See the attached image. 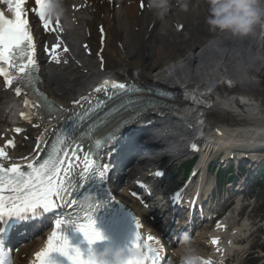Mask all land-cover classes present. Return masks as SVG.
Masks as SVG:
<instances>
[{
  "label": "bare ground",
  "instance_id": "1",
  "mask_svg": "<svg viewBox=\"0 0 264 264\" xmlns=\"http://www.w3.org/2000/svg\"><path fill=\"white\" fill-rule=\"evenodd\" d=\"M77 1L65 0L69 23L66 25L61 20L63 27L58 29V33L74 41L80 40L73 46L75 56L81 59L87 57L84 55L86 48L91 50L93 43L99 44L97 25H105L106 67L105 70H93L88 84L69 96L60 86L59 69L54 67L52 57L40 55L44 80L42 89L52 100L64 108L73 107L77 101L92 93V82L97 76L110 73L130 77L136 71L146 83L176 93L174 101L160 106L157 111L155 109L159 113L155 117L150 113L154 109L150 110L149 115L157 124L156 127L148 125L144 132L154 135L157 131L162 136L163 127L166 128L171 121L169 117H180L179 121L189 125L185 128L186 135L196 126L205 132L207 143L202 149L205 162L216 147L217 150L228 151L236 146L245 149L260 142L264 145V54H261V59L253 58L257 50L253 35L235 39L210 31L205 22L208 6L204 0H188L187 11L181 10L172 0L170 11L163 20L150 9L148 0H145L144 10L138 8L139 0H85L83 6ZM75 6L83 16L81 19L75 16ZM179 25L184 26L181 32L177 28ZM167 31L172 39L165 34ZM37 35L41 46L52 38L41 27H38ZM58 57L59 60L62 58L60 54ZM226 82L234 83L233 88L226 90ZM8 94L0 90V106L5 103ZM49 119V114L42 112L30 124L20 123L19 126L26 128L27 137L36 139L44 134L49 137ZM6 126H9L8 116L0 107V142L6 140L2 137L6 131L1 129ZM17 140L14 153L29 154L32 151L31 148L29 152L22 151V139L17 137ZM181 152L184 150L180 149ZM161 161L164 159H158L155 164ZM136 174H140L137 169L130 177ZM128 192L125 191L124 196H128ZM148 227L151 232L155 229L151 224ZM225 241L221 240V245ZM39 245H30L29 250H36ZM210 247L215 249L212 245ZM169 253L175 260L176 249H171ZM18 259L16 257V262Z\"/></svg>",
  "mask_w": 264,
  "mask_h": 264
},
{
  "label": "snow or ice",
  "instance_id": "2",
  "mask_svg": "<svg viewBox=\"0 0 264 264\" xmlns=\"http://www.w3.org/2000/svg\"><path fill=\"white\" fill-rule=\"evenodd\" d=\"M25 2L26 0H4V3L13 12L14 19L6 18L4 13L0 11V76L5 78L9 86L13 85V77L9 71L5 70V65L8 69L15 68L21 73V79L24 77L35 78L34 74L39 71L36 60V45L33 40V27H38L42 22L43 27L47 30L56 31L60 29L59 19L55 21V27H51L53 20L48 15L49 0H35L36 7L33 10L38 19L34 20L33 26L29 24ZM148 6L150 7V5ZM141 7H144L143 3ZM60 46V44L54 45L52 52L49 53L57 63L59 60L55 52ZM63 51L67 52L68 49L65 47ZM109 88L120 91L126 90L125 84L106 79L94 91L99 93L107 91ZM15 90L17 95H20V88L17 87ZM133 90H135L134 87ZM28 104L29 101L25 100V105ZM20 131L21 129H16L17 133ZM8 143L12 145L13 142L9 141ZM72 147L75 148L78 145ZM36 148L38 150L39 145H36ZM75 155L76 153L73 151L71 156L75 157ZM62 156L63 158L60 148L53 145L52 152L48 154V159H45L39 166L28 163L27 169H23L15 163L6 166L4 162L9 161L10 157L8 152L0 148V160L4 161L0 162V220H12L13 223H17L29 219L30 216H38L40 212H51L61 204L73 203L68 196L69 184H66L65 181L74 165L67 159L69 157L67 151H64ZM89 163L90 161L86 158L85 174L89 173ZM100 176L103 178L102 174ZM137 226L140 228L139 222ZM56 228L57 230L60 229L59 221L56 223ZM78 230L83 233L89 244H94L103 238L96 229L92 215H87L86 222L79 224ZM147 239L152 241L154 238L149 236ZM212 243L217 244L218 241L213 240ZM135 247L145 248L150 255L151 264H159V256L156 254V250L150 243L143 242L140 233L134 242L133 248ZM53 253L67 257L71 264H92V261L85 257L80 249L72 248L67 238L62 236L60 232H54L48 239L47 247L37 253L38 264H52L51 255Z\"/></svg>",
  "mask_w": 264,
  "mask_h": 264
},
{
  "label": "clouds",
  "instance_id": "3",
  "mask_svg": "<svg viewBox=\"0 0 264 264\" xmlns=\"http://www.w3.org/2000/svg\"><path fill=\"white\" fill-rule=\"evenodd\" d=\"M150 9L163 20L172 6V0H148ZM183 11L189 7L188 0H175ZM208 6L206 24L212 32L230 35L235 39H244L260 32L264 33V0H204ZM48 15L69 23L65 0H49ZM95 197L88 196L81 206L91 209ZM176 259L170 264H214L210 257L202 255L188 233L182 236V242L175 253ZM92 264H151L149 253L143 247L132 248L128 253L123 249L107 248L102 253L87 256Z\"/></svg>",
  "mask_w": 264,
  "mask_h": 264
},
{
  "label": "rangeland",
  "instance_id": "4",
  "mask_svg": "<svg viewBox=\"0 0 264 264\" xmlns=\"http://www.w3.org/2000/svg\"><path fill=\"white\" fill-rule=\"evenodd\" d=\"M252 37L255 38V40L257 41V50L255 51V53L252 55L254 59H261V54H264V39L257 37L256 34H254ZM169 39H172V36L169 37ZM75 43H79V40H76ZM95 48V46H94ZM87 64H88V69L90 70L91 68L94 71H97L99 69L100 66H98V62L95 56H93L92 58H87ZM81 71H76L75 68L74 69H70V70H63V72H61L59 79H61L59 81L61 88L63 89V91H66L69 93H71V91H75L77 89H79L81 86H85L87 84V82L89 80L92 79L91 75V71L87 72V70L85 71V69H80ZM11 105L9 104V102L5 105L4 110L7 111L6 108H8V106ZM12 106L15 107V105L13 104ZM10 110H8V112H6L5 114H7L8 116V122L12 121L14 119V114L9 113ZM9 113V114H8ZM187 147V146H186ZM172 163V164H171ZM174 160L170 161L169 164L172 165L171 168L169 169L170 171V175L176 176V181H180L182 178L181 172L178 171L177 167H174ZM177 164V163H176ZM177 183V182H174Z\"/></svg>",
  "mask_w": 264,
  "mask_h": 264
}]
</instances>
